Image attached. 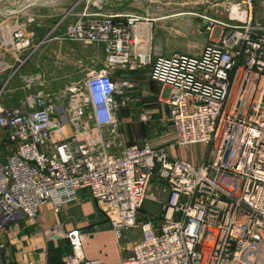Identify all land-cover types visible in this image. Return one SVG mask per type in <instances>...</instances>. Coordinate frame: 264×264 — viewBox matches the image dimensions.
Masks as SVG:
<instances>
[{"label": "built area", "instance_id": "2783aa9c", "mask_svg": "<svg viewBox=\"0 0 264 264\" xmlns=\"http://www.w3.org/2000/svg\"><path fill=\"white\" fill-rule=\"evenodd\" d=\"M251 21L222 24L218 41L199 55L155 58L145 36L141 45L131 35L136 16L85 12L67 25L53 39L103 45L106 64L68 90L81 99L68 109H58L53 101L59 98L42 93L17 107L4 106L0 89V148L8 152L0 163V234L18 220L35 218L46 204L61 207L85 191L117 238L125 230L142 231L123 264H203L201 248L212 235L207 264H242L237 254L246 262L256 259L264 249V34ZM14 38L22 49L29 43L21 31ZM126 63L131 70L149 65L150 79L169 88L166 121L173 144L205 145L209 157L202 163L170 158L149 143L117 141L116 95L128 83L114 81L110 65ZM155 176L167 195L158 234L151 220L137 221ZM67 238L73 254L57 264H103L81 256L77 231Z\"/></svg>", "mask_w": 264, "mask_h": 264}, {"label": "crops", "instance_id": "0c3cea01", "mask_svg": "<svg viewBox=\"0 0 264 264\" xmlns=\"http://www.w3.org/2000/svg\"><path fill=\"white\" fill-rule=\"evenodd\" d=\"M118 1L120 5H122L121 3H130L131 1L132 4L144 6L143 14L148 17L142 19L144 21L139 22L136 28L131 29V35L139 38L141 45L143 44L142 37L145 36L151 48L149 41L158 33L156 24H154L157 19L151 17L153 16V8L151 5L157 4V2L154 0ZM35 2L55 6L53 8L54 15L43 19V24H47L48 22L46 36L50 32L61 35L67 25L75 23L80 18L83 14L82 12L87 9L85 7L88 4V0H33V4ZM176 4L179 5L181 3L177 2ZM133 13L135 11H132L131 14L130 12H112V14L117 15H133ZM208 24L209 22H202L200 31L201 29L207 31ZM23 35L25 39L30 36L29 33L25 34V30L23 31ZM44 35L36 32V30L31 34L33 45L29 52H24L27 55H24V59L19 66H22L26 70L27 68H31L30 64H32L31 69L33 73L29 74V71H24L23 73L27 75L39 73L35 68H43L45 64H41L39 62L41 60L46 62L47 65L45 66L49 70L48 76L45 72L38 74L45 85L48 83H52L56 87L63 85L65 87L68 85V89L69 87L71 89L79 87L84 82L85 75L88 73L89 57L87 48L81 42L68 41V43L64 42L62 44L54 42L51 46L45 45V48L40 50L46 42L42 43L45 39ZM37 50L40 51L36 55ZM45 51L49 52L47 58H44L43 55ZM40 54L42 56H39ZM145 69L147 68L131 70L130 68L119 67L112 69L110 72L114 81L129 82L135 87L133 91L126 89V92L124 91L119 98V101L126 106V115L122 116L119 126L120 132L123 135H119V139L123 144H126L122 139L127 140L124 133L126 134L131 131L130 127L133 123V118L136 116L134 104L140 101L145 107L150 106V110L157 109L159 112V114H156L159 117L157 121L167 126L166 132L169 134L166 136V142L154 146L165 150L170 158L182 159L194 165L202 163L205 156L198 157L196 154L194 155L188 150L190 146L176 147L173 144V133L166 121L169 117V88L152 81L149 76L150 69L149 71ZM11 78L12 76L9 75L1 85V88L4 89L2 104L4 106L17 107L26 97L23 99L21 96H18V99H12L13 95L11 94L21 89V87L13 86ZM68 97V104L71 107L81 100L78 99L77 95H72V93ZM66 132L70 135L72 133L71 127L68 126ZM3 135V131L0 129V142L3 141ZM131 143L138 144L131 141L127 145ZM0 150L2 154L5 153L2 147ZM2 154H0V163H4L7 157V155L3 157ZM163 188L164 184L155 176L151 180L150 187L147 191V198L137 215L139 224H144L151 220L156 234L160 232L161 227L166 221L163 205L167 195L162 192ZM76 197L77 199L75 201H68L61 207H56L54 203L50 202L39 209L35 218L18 220L15 225L10 226L4 233L0 234V242L5 246L0 252V264L60 263L64 257L72 256L73 254L67 234L74 231H77L79 234L81 256L85 260H99L103 264H123L128 257L133 256L134 248L142 238V231L139 228L125 230L122 231L120 238H117L100 206L89 194L85 191H80L76 193ZM209 238L213 239V235ZM211 250L212 241L209 248V258Z\"/></svg>", "mask_w": 264, "mask_h": 264}, {"label": "rangeland", "instance_id": "374dc122", "mask_svg": "<svg viewBox=\"0 0 264 264\" xmlns=\"http://www.w3.org/2000/svg\"><path fill=\"white\" fill-rule=\"evenodd\" d=\"M154 1H156L157 4L151 5L153 8V16L151 17L153 19H157L154 24H156L158 33L156 36H153L151 40L149 39L151 46L150 54L152 58H155L156 56L162 54L168 55L174 53L193 56L199 55L201 50L206 45L218 41L223 29L222 24L243 26L244 24L249 22L250 17L253 20L251 21V26L256 29L255 32L262 33L261 31H263L264 34V0ZM177 2H180L181 4L178 5L176 4ZM119 3L120 2L118 0H88V4L85 7L87 9L82 13L86 12L87 15L92 16L95 14H112V12H130L131 14L132 11H135L133 15L139 18V22H143L144 20L142 19L148 17L143 14L144 6H141L139 4H132L131 1L130 3H121L122 5H120ZM54 7L55 6L49 4H39L38 2H35V4H33V0H13L9 2L0 0V89L3 82L9 75H11L13 86L21 87V89L11 94L13 95V100L18 99V96H21V98L23 99L26 97L31 100L33 96H36L39 93H42L43 95H49L51 97L52 95H54L59 99L57 101L54 100L53 102L55 104H58L57 107L61 110V106L62 109L68 107V90L70 89V87L68 89V85L65 87L63 85L57 86V88L52 83H48L45 85V83L42 82L43 80L40 79V76L38 74L45 72V74H47L48 76L49 73V70L45 66L47 65L45 61L39 60L41 64L45 65L43 66V68H35L36 71H39V73L37 72L34 75H27L23 73L24 71H29V74L33 73V70L31 69L32 64H30L31 68H27L26 70L22 66H19L21 61H23L24 59V55H27L24 54V52H29L31 46L33 45L31 34L35 30L38 33H42V35L45 34V39L48 38L40 48V50L45 48V45L51 46L54 42L58 44H62L64 42L68 43V41H59L58 39H53L59 38V34H53L52 37L47 36L46 38V34L48 32V22L47 24H43V19L48 16L54 15ZM207 18L211 22V24L209 22L211 31H203L202 29L200 31L202 22H207ZM24 30L25 34L29 33L30 36L28 37L27 35L28 38H26L25 40H29V43L24 49H22L17 45L18 42L14 38V35L17 31L23 32ZM81 44H83L84 47L87 48L89 57L87 71L88 73L85 75L87 77L90 72L99 71L101 68H103L104 62L106 64L108 56L103 51V45L85 42H81ZM40 50L36 51V55ZM48 51H45V53L43 54L44 58H47L49 54ZM39 56H42V54H40ZM131 61L134 62V60ZM138 64L139 60L137 59V65ZM119 67L130 68L131 65H129L128 63L123 64L122 66H119L118 64L110 65V68ZM145 68L148 69H145L146 71H149V65L145 66ZM29 79L33 81V85L26 84V81H28ZM83 83L80 86H82ZM125 88L131 91L135 89L134 85L130 84L129 82ZM121 96L122 95H116L119 103L117 106L118 109L116 115L119 118V122L122 120V116L126 115V106L119 101V98ZM141 103L142 102L138 101L137 104H134L136 116L135 118H133V123L130 127L131 131L127 132L126 134L124 133V136L127 140H122L126 142V144L130 143L131 141H134L138 144L145 142L151 144L152 146L156 144H164L166 142V136H168L169 134L166 132L167 126H165L164 123H160L159 121H157V119L159 118L158 116H156V114H159L157 109L150 110V106L145 107ZM87 112H89V109ZM116 132V135L118 136L117 141L121 142V140L119 139V135L123 134L122 132H120V128H118ZM109 138L111 139V135L109 136ZM188 150L194 155L196 154L198 157L202 155H206L204 159L206 157H209V153L207 151L208 148H206L205 145H192L188 147ZM7 153L8 152L5 151L4 155L0 150V154H2L3 157L8 155ZM210 244L211 240L210 238H207L201 248V251L203 253V264L208 263ZM240 261L242 264L251 263L240 260L239 258V263ZM258 261L259 262L256 264H262V262H264V255H261V258Z\"/></svg>", "mask_w": 264, "mask_h": 264}, {"label": "bare ground", "instance_id": "6f19581e", "mask_svg": "<svg viewBox=\"0 0 264 264\" xmlns=\"http://www.w3.org/2000/svg\"><path fill=\"white\" fill-rule=\"evenodd\" d=\"M234 11V10H233ZM241 12V11H240ZM240 14V13H239ZM243 16V15H242ZM232 17V16H231ZM261 255H264V249H261L260 250V252H259V254H258V256L256 257V259H253V261L250 263V264H256V263H258L259 261V259L261 258ZM239 258H240V255H236V258H235V260H236V263H238L239 262ZM241 262V261H240Z\"/></svg>", "mask_w": 264, "mask_h": 264}]
</instances>
